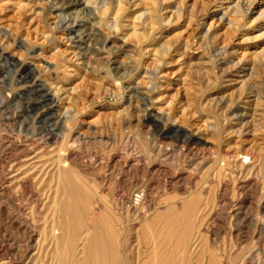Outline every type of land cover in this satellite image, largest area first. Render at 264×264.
I'll return each mask as SVG.
<instances>
[{"label": "rangeland", "instance_id": "rangeland-1", "mask_svg": "<svg viewBox=\"0 0 264 264\" xmlns=\"http://www.w3.org/2000/svg\"><path fill=\"white\" fill-rule=\"evenodd\" d=\"M72 1L0 0V264H264V0Z\"/></svg>", "mask_w": 264, "mask_h": 264}, {"label": "bare ground", "instance_id": "bare-ground-1", "mask_svg": "<svg viewBox=\"0 0 264 264\" xmlns=\"http://www.w3.org/2000/svg\"><path fill=\"white\" fill-rule=\"evenodd\" d=\"M48 1H50V0H48ZM52 1V0H51ZM77 1H79V0H74V1H72V2H70V4H74V3H76ZM90 1V0H89ZM95 1V0H94ZM69 2V1H68ZM97 2V1H96ZM85 3V2H84ZM89 3V2H88ZM90 3H92V1L90 2ZM105 10H106V8H105ZM104 10V11H105ZM251 92H253V91H251ZM255 92H257V91H255ZM258 95V94H257ZM260 99V98H259ZM64 127L62 126V129H63ZM64 133V132H63ZM66 135V134H65ZM63 137V136H62ZM65 141H67L66 140V138H65ZM62 143L63 144H65L63 141H62ZM65 146V145H64ZM246 156V157H245ZM245 160H248V157L249 156H247L246 154H245ZM243 157V158H244ZM242 163H243V161H242ZM226 170V169H225ZM64 172H66V171H59L58 172V181H61V180H63L64 182H65V180H67V178H64L65 177V173ZM62 178V179H61ZM57 179V178H56ZM69 181H70V179H69ZM68 180H67V182H69ZM21 182V181H20ZM29 182V181H28ZM62 183V182H61ZM21 184H23V182H21ZM68 185L65 187V186H62V184H61V186L63 187V188H61V189H64L65 190V192L67 193V191H68V193L70 194H72V197H70L71 198V207H72V216L74 217V222H75V220H76V223H77V225L78 226H80V224L82 223V221H81V219L84 217H82L81 219H80V213L81 212H79V210H78V207H80L79 206V201H83V200H81V199H78V194L80 193V191H79V193L77 194V192H78V189H77V187L73 184V183H67ZM24 185H25V183H24ZM59 186H60V184H58ZM60 186V187H61ZM57 188H59L58 186H57ZM90 196V195H89ZM80 198H81V196H79ZM222 197V196H221ZM7 198V197H6ZM194 198V197H193ZM220 199V198H219ZM222 199V198H221ZM68 200H69V198H68ZM224 200V199H223ZM70 201V200H69ZM201 201H202V199H201ZM220 201V200H219ZM68 203V202H67ZM82 204H84L83 202H81ZM212 203V202H211ZM261 204V203H260ZM263 204V203H262ZM68 205V204H67ZM235 205V204H234ZM52 206V205H51ZM64 206H66V203H65V205ZM215 206V205H214ZM221 206V205H220ZM225 206V205H224ZM261 206V205H260ZM68 207V206H67ZM207 207V206H206ZM216 207V206H215ZM59 208V207H58ZM64 208V207H63ZM70 208V207H69ZM80 208H82V207H80ZM213 209V208H212ZM236 209V208H235ZM70 210H71V208H70ZM87 210V209H86ZM52 211V210H51ZM56 211V210H55ZM88 211V210H87ZM86 211V212H87ZM197 211V210H196ZM199 211V210H198ZM239 211V210H238ZM241 211V210H240ZM33 212H34V210H33ZM84 212V211H83ZM262 212V211H261ZM264 212V211H263ZM53 213V212H52ZM54 214V213H53ZM82 214V213H81ZM86 214V213H85ZM82 215H84V214H82ZM263 215V214H262ZM53 216V215H52ZM54 216H56V213L54 214ZM54 216H53V218H54ZM72 216L70 217V218H72ZM86 216V215H85ZM236 216H238V215H236ZM264 216V215H263ZM33 217V216H32ZM31 217V218H32ZM39 217V216H38ZM85 218V217H84ZM83 218V219H84ZM34 219H35V217H34ZM49 219H51V218H49ZM86 219V218H85ZM85 219H84V221H83V224L85 223ZM73 220V219H72ZM33 221V220H32ZM39 221V220H38ZM46 221H48L47 219H46ZM189 221V220H188ZM201 221V220H200ZM203 221V220H202ZM201 221V222H202ZM74 222H73V224H71V225H75L74 224ZM81 222V223H80ZM187 222V221H186ZM259 222V221H258ZM70 223H71V221H70ZM49 223H47V225H48ZM54 224H56V221L54 222ZM83 224H82V226H83ZM258 224V223H257ZM49 226V225H48ZM85 226V225H84ZM87 226V225H86ZM45 227V226H44ZM52 228H51V230L52 231H54L55 230V228L54 227H56V225L55 226H51ZM258 227V226H257ZM50 228V227H49ZM69 228V227H68ZM75 228V227H74ZM108 228V227H107ZM27 227H26V225L25 226H23V230L26 232L27 231ZM42 229H44V228H42ZM41 229V232H43V230ZM76 229V228H75ZM261 229V228H260ZM263 229V228H262ZM45 230V229H44ZM50 230V231H51ZM57 230V229H56ZM108 230H110V229H108ZM46 231H47V229H46ZM49 231V230H48ZM45 232V231H44ZM83 232V231H82ZM104 233V232H103ZM102 233V234H103ZM38 234H40V233H38ZM41 234H43V233H41ZM68 234V233H67ZM104 235H106V233L104 234ZM103 235V236H104ZM259 235V234H258ZM54 236V235H53ZM70 236V235H69ZM100 236V235H99ZM103 236H101V237H103ZM107 236L108 235H106V238H107ZM44 237V236H43ZM45 237H46V235H45ZM47 237H48V234H47ZM52 237V236H51ZM100 237V238H101ZM109 237V236H108ZM66 238V237H65ZM105 238V239H106ZM43 239V238H42ZM48 239V238H47ZM53 239V238H52ZM55 239V238H54ZM44 240V239H43ZM101 240H104V238H102ZM108 240V239H107ZM45 241H47L46 239H45ZM51 241V240H50ZM76 241V240H75ZM96 241V240H95ZM259 241V240H258ZM262 241V240H261ZM39 242H41V240L39 241ZM56 242H58V241H56ZM78 242V241H77ZM105 242H106V240H104V241H98V243L96 244V253H93V254H96V258H95V261L94 262H91L92 264L94 263V264H105V261H107L106 263L107 264H110V259H109V255H110V253H109V251L107 250V247L105 248ZM48 243V242H47ZM54 243V242H53ZM107 243V242H106ZM92 244H95V243H93V239H92ZM55 245V244H54ZM71 245V244H70ZM69 245V246H70ZM74 245V244H73ZM187 245V244H186ZM55 246H57V243H56V245ZM94 246V245H93ZM73 247V246H72ZM75 247H77V246H75ZM74 247V248H75ZM109 247H110V244H109ZM262 248H263V246H261ZM111 248V247H110ZM109 248V249H110ZM52 249V248H51ZM71 249V248H70ZM113 249V248H112ZM259 249V248H258ZM59 250V249H58ZM57 250V251H58ZM68 250V249H67ZM72 250V249H71ZM70 250V251H71ZM57 251H56V253H57ZM91 251H93L92 249H91ZM111 251V250H110ZM113 251V250H112ZM95 252V251H94ZM259 252H261V251H259ZM73 253V252H72ZM90 253V252H89ZM92 253V252H91ZM262 254V253H261ZM60 255V254H59ZM58 255V256H59ZM89 255H91V254H89ZM61 256V255H60ZM94 256V255H93ZM56 257H57V255H56ZM59 258V257H58ZM60 259V260H59ZM58 260L61 262V257L59 258ZM93 260H94V257L92 258ZM114 259V258H113ZM112 259V261H115V259L113 260ZM19 262V261H18ZM59 262V263H60ZM76 263V262H75ZM74 263V264H75ZM114 263V262H113ZM112 262H111V264H113ZM55 264H56V262H55ZM77 264V263H76Z\"/></svg>", "mask_w": 264, "mask_h": 264}]
</instances>
